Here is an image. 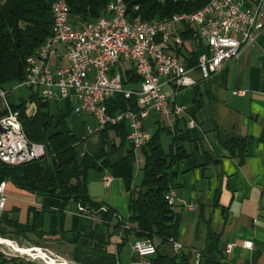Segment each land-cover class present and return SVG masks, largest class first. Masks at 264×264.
I'll return each mask as SVG.
<instances>
[{
    "label": "crops",
    "instance_id": "0c3cea01",
    "mask_svg": "<svg viewBox=\"0 0 264 264\" xmlns=\"http://www.w3.org/2000/svg\"><path fill=\"white\" fill-rule=\"evenodd\" d=\"M198 47L197 41L189 39L181 54L192 62ZM189 76L197 81L196 85L181 89L173 84L164 86L168 103L185 105L197 122L189 128L180 120L177 127L179 134L187 135L184 142L187 157L173 167L174 209L180 215L179 241L185 246L183 253L188 264H194L195 252L206 248L208 235L214 232L219 236L217 264H264V30L254 45L245 47L237 59L226 61L211 78L203 80L197 70ZM139 82L129 85L138 87ZM12 95L11 91V98ZM49 102L55 122L62 115H70V127L82 138L77 145L79 158L85 153H97L101 133L88 132V126L96 125L92 116L74 115L71 100ZM36 111V104L28 102L27 113L33 115ZM165 125L164 117L156 112L146 120L151 133ZM164 131H160V138ZM230 136L246 140V152L230 151L226 146ZM170 137L168 148L164 147L166 151L172 143ZM105 149L110 165L101 161L89 172V192L93 200L102 204V210H115L110 221H105L100 212L83 210L75 201L64 205L57 197L20 189L11 181H5L8 196L5 211L23 224L32 223L37 214L44 241L62 258L73 257L75 250L81 249L113 256L116 264H151L134 251L138 237L129 220L132 190L143 178L142 150L135 152L128 136L115 129L105 133ZM130 150L134 156L133 176L114 177L110 166ZM106 175L112 176L109 184L104 183ZM246 242L252 245L247 247ZM228 245H232L230 251ZM164 253L173 257L180 252L167 243Z\"/></svg>",
    "mask_w": 264,
    "mask_h": 264
},
{
    "label": "built area",
    "instance_id": "2783aa9c",
    "mask_svg": "<svg viewBox=\"0 0 264 264\" xmlns=\"http://www.w3.org/2000/svg\"><path fill=\"white\" fill-rule=\"evenodd\" d=\"M122 1L125 0H112L105 15L75 26L70 22L66 0H56L51 43L39 46L27 57L25 78L17 86L33 89L44 101H73L76 114H89L96 122L95 127L88 126L89 133L127 123L128 140L136 152L151 139L146 120L152 112L164 117L167 129L174 135L180 120L189 128L197 125L185 105L168 103L164 86H194L197 81L189 76L191 71L197 70L207 80L226 61L237 59L245 47L254 45L264 30V0H216L200 17L174 20L156 28L145 26L143 18L132 21L129 13H123ZM188 25L197 29L193 39L199 43L195 64H191L190 57L175 52L186 46L188 40L182 32ZM128 66L140 78L138 87L125 83ZM11 91L0 90L7 109V114L0 116V161L16 166L43 157L46 146L29 140L18 113L11 109ZM118 95L135 98L137 109L110 111L108 102ZM24 150H31V160L23 159ZM111 180L110 175L104 177L105 184ZM7 200L6 184L2 182L0 213ZM166 200L175 206L174 189L167 193ZM172 242L178 252L184 250L182 242ZM251 245L252 242L245 244ZM231 248L228 245L227 251ZM133 249L139 255L155 252L148 238L138 239ZM201 256L200 251L195 252L194 264H200Z\"/></svg>",
    "mask_w": 264,
    "mask_h": 264
},
{
    "label": "trees",
    "instance_id": "16d2710c",
    "mask_svg": "<svg viewBox=\"0 0 264 264\" xmlns=\"http://www.w3.org/2000/svg\"><path fill=\"white\" fill-rule=\"evenodd\" d=\"M112 0H66L69 6L70 22L79 26L106 14V8ZM56 0H0V90H11L10 84H18L26 74V59L49 37L53 27V5ZM130 17L140 16L145 21H161L176 14L194 13L207 5L209 0H125ZM137 7V9H136ZM197 29L186 26L182 32L185 40L195 39ZM182 50H177L181 55ZM191 64H195L197 53ZM131 76L130 79H127ZM126 84L137 83L140 78L129 66L124 74ZM1 99V98H0ZM11 109L18 113L23 129L32 142L46 146V154L16 166L0 161V184L11 181L18 188L29 192L57 197L66 205L70 201L79 203L82 208L100 212L105 221H110L115 210H102V204L92 199L89 192V172L99 163L109 166L106 158L105 133L115 129L119 134H129L127 123L109 126L101 132V147L95 154L85 153L79 158L77 145L82 141L70 127V115H62L55 122V115L50 111V102L44 101L37 93L27 99L14 102L9 96ZM35 103L37 111L27 113V103ZM0 116L7 114L1 99ZM110 111L137 109L135 98L118 95L108 102ZM172 135V143L166 151L160 131L151 133L150 141L142 148L144 164L143 178L139 186L132 190L130 201V222L134 224L138 239L148 238L155 246V252L140 255L151 264H188V257L181 251L173 257L164 253V245L178 241L180 236V215L174 206L168 204L167 193L176 188L173 167L187 157L184 142L186 133L174 135L167 126L160 128ZM51 130H57L50 132ZM246 140L229 137L226 146L232 152H246ZM244 156V155H243ZM133 150L117 163L112 164L114 177H132L134 172ZM0 236H6L5 229L12 228L18 233H37L38 215L34 221L26 224L5 210L0 214ZM42 235V234H41ZM219 236L214 232L208 235L206 248L201 250L200 264H217V244ZM73 260L80 264H116V259L108 254H93L76 249ZM0 264H32L20 258L3 259Z\"/></svg>",
    "mask_w": 264,
    "mask_h": 264
},
{
    "label": "rangeland",
    "instance_id": "374dc122",
    "mask_svg": "<svg viewBox=\"0 0 264 264\" xmlns=\"http://www.w3.org/2000/svg\"><path fill=\"white\" fill-rule=\"evenodd\" d=\"M18 84L9 85V88H12V94H13L11 99L15 102H19L22 99H27L29 95L33 93V89L29 87L18 88L17 86ZM64 108H66L65 103H64ZM73 114L75 115L74 111ZM161 138L164 147L168 148V144L171 139L170 135L166 131H164L161 133ZM135 169L139 170L137 165H135ZM137 174L138 175L140 174L139 177H142L141 173L137 172ZM140 184L141 182H139L137 186H139ZM100 187H102V185H100ZM0 228L3 227L0 226ZM5 232H6V236L3 237L0 236V238L2 237L6 242V243L0 242V261H2L3 259L10 260L12 258H20L25 262H31L32 264H48L47 259L50 257L55 258L57 260L65 259L70 262L74 261L72 256H66L62 258L61 256L55 254L54 250L48 247V244H46L41 234L39 235L37 233H18L12 228L5 229ZM75 264H79V263H75Z\"/></svg>",
    "mask_w": 264,
    "mask_h": 264
},
{
    "label": "bare ground",
    "instance_id": "6f19581e",
    "mask_svg": "<svg viewBox=\"0 0 264 264\" xmlns=\"http://www.w3.org/2000/svg\"><path fill=\"white\" fill-rule=\"evenodd\" d=\"M215 2H216V0H209V2L207 3V5L205 7H203L202 9H200L194 13L176 14L172 18H166V19H163L161 21H153V22L152 21L151 22L145 21V26H147L148 28H156V27H161V24H171V23H173L174 20L185 21L186 19H193L195 17H200L202 14L207 12L208 9H210L212 6H214ZM122 8H123V13H129L128 8H127L124 1H122ZM52 10L56 11V2L54 3ZM141 19L142 18L140 16L131 18L132 21H139ZM53 32H54V19H53V27H52L51 34L49 35V37L46 39V41L41 46H47L48 44L51 43V39L53 37ZM23 159L24 160H31V150H24ZM0 242L6 243L3 238H0ZM47 260H48V264H74L73 262L67 261L65 259L57 260V259L52 258V257L48 258Z\"/></svg>",
    "mask_w": 264,
    "mask_h": 264
}]
</instances>
